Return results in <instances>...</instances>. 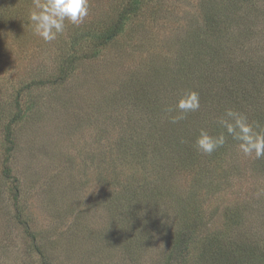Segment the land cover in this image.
Listing matches in <instances>:
<instances>
[{
	"label": "rangeland",
	"instance_id": "obj_1",
	"mask_svg": "<svg viewBox=\"0 0 264 264\" xmlns=\"http://www.w3.org/2000/svg\"><path fill=\"white\" fill-rule=\"evenodd\" d=\"M89 4L45 43L0 0V264H264V159L194 147L264 127V0Z\"/></svg>",
	"mask_w": 264,
	"mask_h": 264
},
{
	"label": "clouds",
	"instance_id": "obj_2",
	"mask_svg": "<svg viewBox=\"0 0 264 264\" xmlns=\"http://www.w3.org/2000/svg\"><path fill=\"white\" fill-rule=\"evenodd\" d=\"M89 11V0H32L27 18L32 34L51 43L64 34L67 24L76 27L83 24ZM200 108V95L192 90L181 95L174 107L168 106L164 111L172 123H177ZM216 122L223 131L212 135L201 129L194 143L197 151L211 155L223 147L230 136L245 157L264 159V127L258 122L249 121L245 113L231 108L226 109Z\"/></svg>",
	"mask_w": 264,
	"mask_h": 264
},
{
	"label": "trees",
	"instance_id": "obj_3",
	"mask_svg": "<svg viewBox=\"0 0 264 264\" xmlns=\"http://www.w3.org/2000/svg\"><path fill=\"white\" fill-rule=\"evenodd\" d=\"M179 238H180V236H178V237L176 238V240L178 241ZM180 239H181V238H180ZM181 240H182V239H181ZM258 243H259V242H258ZM221 245H223V244L221 243ZM250 245H251L250 243H246V242H241V243H235V244H234V246L237 247V248L244 249V250H250V251H251L250 253L255 254L254 250L251 248ZM262 256H263V257H261V259H262L263 262H264V254H263Z\"/></svg>",
	"mask_w": 264,
	"mask_h": 264
}]
</instances>
